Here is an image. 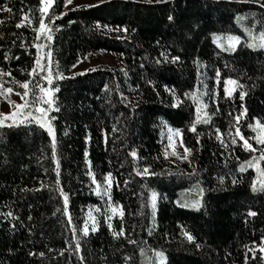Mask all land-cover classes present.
I'll use <instances>...</instances> for the list:
<instances>
[{"label": "trees", "instance_id": "1", "mask_svg": "<svg viewBox=\"0 0 264 264\" xmlns=\"http://www.w3.org/2000/svg\"><path fill=\"white\" fill-rule=\"evenodd\" d=\"M5 3L12 13L0 11L3 21L0 69L11 71L17 80H24L28 77L20 69L30 68L35 59L36 49L31 44L36 34L24 26L18 29L15 24L21 9L24 12L31 9L33 27H38L39 0H0V5ZM92 5L73 11L63 6V0H56L55 12L67 14L51 22L60 26L58 31L53 30L52 41L43 36L36 41L45 44L43 51L51 46L52 69L55 72L58 63V70L66 77L53 81L59 85L54 98L60 110L49 115L56 117L50 122L57 140L60 187L69 194V212L74 223L82 226L87 212L100 209L96 211L98 230L80 239V254L85 264H143L139 251L142 247L145 251L163 250L166 264H244L243 245L252 247L251 242H259L264 235V193L253 194L250 190V182L256 176L253 169L236 171L237 164L249 159L250 153L239 143L222 147L214 132L216 128L222 133L234 131L228 113L235 115L241 102L237 93L234 99L226 100L222 87L218 86V104H212L208 96L203 99L209 104L208 112L219 107L220 113L212 117L209 125L198 124L193 133L187 129L195 118V106L184 93L194 89L204 91L200 80L211 87L216 67L221 69L222 76L238 77L248 92L244 99L248 111L241 120V131L246 137L255 135L246 125L253 116L264 122V50L248 48L243 29L250 27L255 19L254 32L259 33L264 26V9L235 0H169L168 3L103 0ZM169 14L174 16V22L168 21ZM237 15L246 18L237 23ZM69 20L73 23L69 24ZM45 22L48 23V17ZM96 22L112 28L124 26L128 32L98 29ZM133 28L135 32L131 31ZM20 33L27 51L20 47L17 39ZM211 33L240 36L241 42L235 52H220L212 42ZM117 36L127 38L117 39ZM98 50L118 53L123 68L101 64L82 74L67 75L78 57L82 59ZM163 51L179 56V61L156 64V59H162L159 53ZM5 53L8 60L4 59ZM225 64L235 71L229 72ZM199 73H206L207 78L198 79ZM105 84L109 90H104ZM164 85L175 89L183 103L172 107L171 95ZM12 87L23 91L18 86ZM121 92L135 107L121 103ZM161 119L170 127L179 128L185 145L194 149L189 157L193 161L191 167L189 161L175 157L171 160L170 156L164 159L167 134ZM10 124L7 121L0 127V264H80L73 254L75 242L67 243L72 240L67 218L57 211L62 209L63 200L54 183L56 165L51 158V138L34 121ZM113 125L118 131H113ZM223 139L230 142L228 135ZM250 143L257 149L264 148L254 140ZM122 145L137 149L143 158L137 161V167L150 164L151 171L164 174L137 176L132 172V158L127 156L128 147ZM89 167L98 181H102L104 173H113L116 183L111 190L112 199L124 207L126 233H132L127 239L136 240V244H129L125 237H112L104 222L106 198L102 200L94 194L95 185L86 175ZM194 170V176L189 177L187 174ZM220 175L225 177L222 184L217 179ZM197 179L205 189L199 209L191 206L197 198L196 191H188ZM124 180L129 181L126 186ZM42 184L47 187H41ZM142 184L146 187L141 188ZM149 188L158 193L154 210L147 206ZM141 203L145 205L143 208ZM249 207L257 215L245 222ZM138 210L143 215H136ZM111 223L118 231L120 218L113 216ZM182 229L193 235L195 241L189 242ZM30 251L32 256L28 255ZM40 252L44 253L43 257L36 255ZM248 264H261L259 250L256 259H249Z\"/></svg>", "mask_w": 264, "mask_h": 264}, {"label": "snow or ice", "instance_id": "2", "mask_svg": "<svg viewBox=\"0 0 264 264\" xmlns=\"http://www.w3.org/2000/svg\"><path fill=\"white\" fill-rule=\"evenodd\" d=\"M100 2H103V0H100ZM147 3H168L169 0H146ZM236 3H251L256 4L259 6V8L264 9V0H235ZM56 3V0H39L37 11L39 12V18H38V27H33V18L30 15L31 9H29L28 12H24L23 9H21L20 12V19L15 24L16 28H21L22 26L29 28L32 32H34L36 35L34 37V41L31 44V47H34L36 49L35 53V59L32 61V65L30 68H24L20 69L22 74H25L28 78L24 80H17L14 76H12L11 71H6L4 69H0V96L4 97V99L7 100L8 105L11 108V111L9 112H0V127L5 126L7 121H11V124L8 126L18 125L20 123H31L35 122L40 128L46 130L48 136L51 138V158L52 162L56 165V167L53 169V171L56 173L55 178V185L56 190L59 192L60 197L63 200V207L62 209H57V211H62L63 215L67 218L68 227L71 229L72 232V240L68 241L67 243L75 242V247L73 249V254L76 255L77 259L80 261V264H85L84 257L80 254L81 253V243L80 239L82 237H87L89 235V232H96L98 230V225L96 221V217L92 215V212L89 211L85 214V218L83 221L82 226H77L72 216L69 212V194L63 190L62 187H60V165L57 157V140L55 136L54 126L51 124V120H55V116H50L49 113L52 111L58 112L60 109L56 105L54 93L59 91V85H54V80H62L66 77L58 70V63H57V70L54 72L52 69V49L51 46H47V50L43 51L45 49V44L39 43L36 41H39L41 37L43 36L44 39L47 41L53 40L52 32L53 30H59L58 25H53L51 22L59 19L60 17L65 16L67 13L65 11H61L58 14L53 9V5ZM72 3V0H63V6L67 8V5ZM80 5H75L73 9L70 10H76L80 8ZM85 7H93V5H86ZM50 9H53L51 12ZM0 11L7 12L11 15L12 8L7 5V3L0 5ZM255 16V13L252 14ZM45 17H48V23L45 22ZM244 16L237 15V23H239L241 20L245 19ZM168 21L174 22V16L172 14H169L167 17ZM0 23H3V21H0ZM69 24L73 23V21L69 20ZM96 28H103L107 31H115V32H128V28L124 26H117L116 28H112L108 24L101 25L99 22H96ZM257 27V21L253 19L252 25L250 27H244V33L248 37V41L246 46L253 50H264V26L261 27L259 33L254 32V29ZM132 32H135L136 29H131ZM117 39H126L127 37L117 36ZM212 42L216 45L217 48L220 49V52H235L237 45L241 42L240 36H235L231 34H217V33H211ZM17 39L20 40V47L25 48L24 39H23V33H20L17 36ZM15 43V41H13ZM25 51H27V48H25ZM123 55V54H121ZM159 56L162 59H156V64H162V63H176L179 61V56L170 55L167 51H163L159 53ZM217 56L219 57V53H217ZM87 59V57H84ZM4 59L8 60L9 56L7 53L4 55ZM18 59V57H16ZM80 58H77V61L75 64H73L71 67L75 68L78 63H80ZM143 67V65H141ZM226 69L229 70V72L235 71L230 65L225 64L224 66ZM82 74V73H80ZM73 76L77 75V73H73ZM125 75L127 73L125 72ZM199 76H204L207 78L206 73H199ZM4 77H10L11 79L9 81H5ZM213 84L211 87L209 85L204 84L203 80H200V83L203 84L204 91H201L200 89H194L191 92H185L184 97L186 99H191L195 106V118L190 121L188 126V131L195 133L196 132V126L198 124H204L209 125L210 121L212 120V117L220 113V108L216 107L214 111L211 113L208 111H205L209 108V104L206 103L203 100V97L208 96L212 104H218V92L217 88L222 87V94L223 97L227 99H234V93L238 94V98L240 100L239 105V111L233 115L232 112L228 113V116L231 117L233 123L231 124L230 128L234 129V131L230 130L227 133H222L219 128H216L214 130L216 139L220 141L221 146L228 148L230 145L235 146L239 143V146L246 152L250 153V158L246 159L244 161H240L236 166V171L243 173L247 169H253L256 172V176L253 177V179L250 182V190L253 192V194L260 192L264 193V167H261V162H264V148L257 149L253 147V144L250 143V140H254L256 145H264V122L258 117L253 116L251 118L252 122L247 123V128H249L255 135L246 137L242 131H241V120L242 118L247 114V108L244 105V99L245 96L248 94V92L245 90V85L240 82V79L238 77H234L231 74H226L222 76L221 69L219 67H216L214 69V75L211 77ZM47 82V86L43 84V82ZM9 84V86L5 87V84ZM149 84H151V81H148ZM12 85L18 86L19 89H22L23 91L14 90ZM255 86L254 84L252 85ZM139 87V86H137ZM164 90L168 92L171 95L172 98V107H177L179 104L183 103V101L180 99V97L177 95L175 89L169 88L168 85H164ZM118 88V86H117ZM104 90H109V85H104ZM155 91V88H153ZM15 91V95H17L20 98V103H17L15 101H12L8 98V93H13ZM120 96L122 97L121 103L131 104L132 107H135V104L131 101H128L127 97L123 96V93H120ZM31 97V98H29ZM43 105H46L43 106ZM160 124L163 129H166L167 134V144L164 145V151L162 155L164 156V159L167 160L169 156L175 157L178 160L181 161H189V167L192 166L193 161L189 159L192 152L194 151L193 148H190L185 145L183 140V134L179 128H172L170 127L166 121L161 119ZM113 131H118L116 128V125H113ZM224 135H228L230 137V142L226 143L223 139ZM177 138L179 140L177 141ZM88 137H85V140L87 141ZM105 143H107V137L105 136ZM119 139V137H118ZM196 143H200V135H196ZM128 147L127 156H130L132 159L130 161L132 165V172H134L137 176L144 178V177H150V176H157V175H163L164 173H157L155 171H151V165L150 164H144L142 167H137V161L143 159L138 155L137 149L132 146L122 145ZM177 148L182 149V153L177 151ZM198 150V149H196ZM259 151V155H255ZM88 153L85 151V157H87ZM239 161V157L236 158ZM86 163L90 165V162L86 160ZM124 161H121V166H123ZM195 170L192 173H188L187 175L189 177L194 176ZM86 175L91 179V183L95 185L93 188L94 194L97 196H100L102 200H105V203L107 204V207L104 209V222L107 225L109 231L111 232V235L113 238L118 237H127L131 236V232L126 233L125 224L123 217L125 216L124 207L118 202H114L111 195V190L113 188V185L116 183L115 177L113 176L112 172H106L103 174L102 181H98L92 172L91 168L89 167V170L86 172ZM217 179L222 184L224 182L225 177L223 175H220L217 177ZM237 181L234 179L233 183H236ZM124 185L126 186L129 181L124 180ZM119 187V185H116ZM41 187H47V185H41ZM145 185H141V188H145ZM195 190L197 193V198L192 201V207H195L197 209L201 206V198L204 195L205 189L201 186V182L197 179L195 185L193 186V189H188V191ZM148 196H147V206L151 209H155L156 202L158 198V193L153 189H147ZM145 205L144 203H141V208H143ZM187 206V205H182ZM95 207V206H93ZM96 211L99 212L100 209L96 208ZM153 216L155 215V212L153 211ZM7 215H11V213H8ZM129 215H132L131 212H129ZM136 215H143L142 212L139 210L137 211ZM257 215L256 211H253L250 207L246 211L245 216V222H247V218L254 217ZM118 216L120 218V225L119 230L113 228V225L111 223L112 217ZM30 219V217H29ZM89 224L91 226L89 227ZM79 233V235H77ZM151 234V233H149ZM182 234L187 238L189 242H194L195 237L191 235L189 232L184 231L182 229ZM127 242L129 244H136L137 241L133 239H127ZM252 247H249L248 244H244L243 247L246 249V253L244 256V264H248L249 259H256L257 250H259L260 253V260L261 264H264V235H262L259 238V242L256 240H253L251 242ZM198 248L200 247L199 244L196 245ZM49 251H52L49 249ZM140 254L143 256L145 253V249L142 247L139 249ZM153 255L156 258L155 264H166L167 257L163 250H157L153 249ZM251 253V257L247 255V253ZM60 255L63 254V249L60 250ZM29 256L33 255V252L28 253ZM36 255H39L41 257L44 256L43 252L36 253ZM126 259H128L126 257Z\"/></svg>", "mask_w": 264, "mask_h": 264}, {"label": "rangeland", "instance_id": "3", "mask_svg": "<svg viewBox=\"0 0 264 264\" xmlns=\"http://www.w3.org/2000/svg\"><path fill=\"white\" fill-rule=\"evenodd\" d=\"M100 2V0H72V3L67 5V10L73 9L75 5L85 6V5H92L95 3ZM87 59L82 58L80 59V63L76 65L75 68H72L70 72L67 75H71L73 73H83L89 70L90 68H94L96 66H99L101 64H106L110 66H114L116 68H123V64L121 61V56L118 53L115 52H106L104 50H98L92 55L86 56ZM47 86V82L46 85ZM8 98L12 101H15L17 103H20V98L15 95V91L13 93L7 94ZM204 100V99H203ZM205 101V100H204ZM46 107V105H43ZM11 111L10 106L7 103L6 99H0V112H9ZM207 111V109L205 110ZM179 138H177V141ZM177 151L182 153V149L177 148ZM170 159L173 160L174 157L170 156ZM92 215L96 217V209H91ZM91 224H89V227ZM156 258L153 255L152 250L145 251L144 255L142 256V263L143 264H155Z\"/></svg>", "mask_w": 264, "mask_h": 264}]
</instances>
